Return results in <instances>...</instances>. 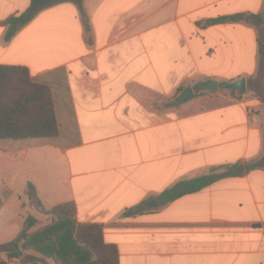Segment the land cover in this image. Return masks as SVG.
<instances>
[{"label": "crops", "instance_id": "crops-1", "mask_svg": "<svg viewBox=\"0 0 264 264\" xmlns=\"http://www.w3.org/2000/svg\"><path fill=\"white\" fill-rule=\"evenodd\" d=\"M84 1L88 31L77 6L62 2L7 40L4 21L31 0H0V65L24 66L51 88L60 129L0 139V164L26 190L32 182L45 207L72 201L78 222L101 223L120 264H264V169L245 170L264 155V101L250 87L259 29L211 22L264 16V0ZM242 76L245 93L196 95L201 81ZM189 86L195 97L175 103ZM225 164L244 172L158 204L178 180ZM18 189L0 192V227ZM139 204L147 209L126 215Z\"/></svg>", "mask_w": 264, "mask_h": 264}, {"label": "trees", "instance_id": "trees-1", "mask_svg": "<svg viewBox=\"0 0 264 264\" xmlns=\"http://www.w3.org/2000/svg\"><path fill=\"white\" fill-rule=\"evenodd\" d=\"M72 2L79 9L85 29L89 30V18L84 0H31L30 6L20 15L10 16L5 38L11 39L42 10L62 3ZM248 19L259 29V72L250 79L255 96L264 101V16L238 13L213 19L211 22ZM211 79L194 86L203 89ZM236 93L235 90H230ZM202 93V91H200ZM200 92H196V95ZM239 94H242L239 92ZM181 94L174 100L179 101ZM59 123L54 109L51 88L34 79L24 66L0 65V139L54 138L59 134ZM239 164L215 166L191 178H183L172 184L157 197L159 205L189 193L197 192L216 181L241 175ZM264 169V155L245 165V170ZM29 205L41 212L46 222L30 214L22 231L12 240L2 243L1 250L9 259L18 260L29 256L30 264H120L119 251L114 243L107 242L101 223H80L76 219L77 207L72 201L47 208L41 201L37 187L29 182L26 190ZM147 209L139 204L126 211L134 215ZM0 264H7L0 259Z\"/></svg>", "mask_w": 264, "mask_h": 264}, {"label": "rangeland", "instance_id": "rangeland-1", "mask_svg": "<svg viewBox=\"0 0 264 264\" xmlns=\"http://www.w3.org/2000/svg\"><path fill=\"white\" fill-rule=\"evenodd\" d=\"M196 91L202 93H209L212 90H205V89H196ZM226 91V89H219V92ZM201 93V92H200ZM12 143V140H6ZM7 166L4 164H0V192L1 190L5 192L6 198L10 195L11 190L14 188L16 183H18V190L19 194L15 200L16 205L13 204V202H8L6 206H4L1 209V227H0V235L2 240H11L15 238L23 229L24 221L27 216L30 214L40 217L41 223L44 224L46 222L45 216L38 212L36 209L30 207L28 204V196L26 194V188L23 187V181H17V176L12 172H10V168L8 167V163H6ZM23 164L19 168V174L20 179L23 178V175L25 171L28 169V166H26V162H23ZM22 184V185H21ZM12 218L9 220V218ZM8 218V219H7ZM0 259L5 261L7 264H30L29 263V256H24V258H20L18 260H11L8 258L7 254L1 250V244H0ZM47 264H54L52 261H48Z\"/></svg>", "mask_w": 264, "mask_h": 264}, {"label": "water", "instance_id": "water-1", "mask_svg": "<svg viewBox=\"0 0 264 264\" xmlns=\"http://www.w3.org/2000/svg\"><path fill=\"white\" fill-rule=\"evenodd\" d=\"M246 77L242 76L236 80L233 81H227V82H220L217 79H213L208 81L204 86L203 89L205 90H219V89H226V90H235L240 93H245L247 90L246 85ZM195 97V91L192 86L187 87V89L183 92L182 96L180 97V101H187ZM243 169V167L241 168ZM153 203L150 204H156L155 201H152Z\"/></svg>", "mask_w": 264, "mask_h": 264}]
</instances>
